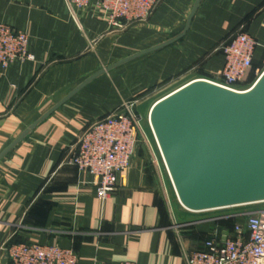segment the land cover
<instances>
[{"label":"crops","instance_id":"0c3cea01","mask_svg":"<svg viewBox=\"0 0 264 264\" xmlns=\"http://www.w3.org/2000/svg\"><path fill=\"white\" fill-rule=\"evenodd\" d=\"M196 2L160 0L148 21L118 31L95 1L73 14L67 0H0V23L25 32L34 56L0 64V153L39 121L0 160V264L7 241L72 248L78 264H186L203 246L220 222L184 217L151 130L106 200L93 174L64 162L81 132L124 102L217 79L219 48L240 30L258 42L246 83L264 64V0H200L189 24Z\"/></svg>","mask_w":264,"mask_h":264},{"label":"built area","instance_id":"2783aa9c","mask_svg":"<svg viewBox=\"0 0 264 264\" xmlns=\"http://www.w3.org/2000/svg\"><path fill=\"white\" fill-rule=\"evenodd\" d=\"M93 1L95 8L104 10L109 29L118 31H125L135 24L148 21L160 2L67 0V4L74 14L79 8L90 7ZM28 46L29 36L25 32L0 23V64L3 68H7L17 58L33 60L34 56L29 52ZM257 46V40L248 32L240 30L233 34L219 48L224 55V66L219 71L218 78L207 80L237 91L248 89L245 88V83L253 68ZM138 102L126 101L111 114L93 122L81 132L74 147L64 158L65 163L76 166L79 170H88L96 177L97 194L102 200L117 191L118 175L129 170L136 144L140 137L145 138ZM149 125L151 127L150 121ZM230 218L234 219L232 228L216 225L207 235L203 246L186 256V264H264V207L226 213L214 220ZM1 250L5 264H78L79 260L72 248L27 240L7 241L1 246ZM97 264L135 263L125 260Z\"/></svg>","mask_w":264,"mask_h":264},{"label":"water","instance_id":"95a60500","mask_svg":"<svg viewBox=\"0 0 264 264\" xmlns=\"http://www.w3.org/2000/svg\"><path fill=\"white\" fill-rule=\"evenodd\" d=\"M199 3L197 0L189 24ZM104 71L88 78L65 100ZM149 121L179 201L186 209L203 212L264 202V71L243 91L207 79L192 80L157 100ZM38 123L1 152L0 160Z\"/></svg>","mask_w":264,"mask_h":264},{"label":"rangeland","instance_id":"374dc122","mask_svg":"<svg viewBox=\"0 0 264 264\" xmlns=\"http://www.w3.org/2000/svg\"><path fill=\"white\" fill-rule=\"evenodd\" d=\"M263 71H264V64L261 67H258L256 69V71L252 74V76H251L252 78L249 80L248 83L245 84V88L251 87L256 82V80L260 77V75L262 74ZM182 83H184V82H182ZM181 85L182 84H176V85H173L169 88L162 89L160 91L156 90L152 94L144 97L143 99H138L139 105L137 108L143 117V125H144V129H145L146 133L151 130L150 129L151 127L149 125V112L151 109V105L155 101L163 98L164 96L168 95L169 93L180 88ZM183 85H185V84H183ZM170 184H171L170 195L172 196L171 198L173 199L174 202H176V203L179 202L181 204V202L179 201V198L177 196L175 187H174V185H172L173 183L170 182ZM171 193H173V194H171ZM259 207H264V202L254 203V204H250V205H246V206H238V207H232V208H227V209H215V210L196 212V213H194V211H193V213H191V211H189L188 209H186L184 207V209H185L184 213L186 214V216H184V217H188L190 214H192V216L197 217V219H199V220H204V219H212L213 220L215 217L221 216V215L226 214V213L236 212V211H240L243 209H256Z\"/></svg>","mask_w":264,"mask_h":264},{"label":"trees","instance_id":"16d2710c","mask_svg":"<svg viewBox=\"0 0 264 264\" xmlns=\"http://www.w3.org/2000/svg\"><path fill=\"white\" fill-rule=\"evenodd\" d=\"M252 76V75H251ZM252 78V77H251ZM219 225L223 226V227H228V228H232L233 224H234V219L230 218L228 220H220L219 221Z\"/></svg>","mask_w":264,"mask_h":264},{"label":"bare ground","instance_id":"6f19581e","mask_svg":"<svg viewBox=\"0 0 264 264\" xmlns=\"http://www.w3.org/2000/svg\"><path fill=\"white\" fill-rule=\"evenodd\" d=\"M165 97H167V95ZM165 97H163V98H165ZM163 98H161V99H163Z\"/></svg>","mask_w":264,"mask_h":264}]
</instances>
